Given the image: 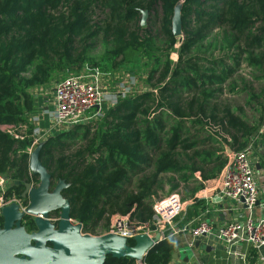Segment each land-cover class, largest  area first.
Listing matches in <instances>:
<instances>
[{"label":"trees","instance_id":"trees-1","mask_svg":"<svg viewBox=\"0 0 264 264\" xmlns=\"http://www.w3.org/2000/svg\"><path fill=\"white\" fill-rule=\"evenodd\" d=\"M178 5L180 38L173 34ZM159 7L160 30L141 27L142 12ZM98 8L106 17L94 23ZM138 56L153 64L149 89L40 144L42 165L54 185L68 186L62 195L86 234L115 215L151 223L160 192L194 199L224 174L227 147L246 149L264 127V0H0V175L9 181L0 197L28 206L26 185L40 183L30 170L32 90L56 73ZM240 95L245 104L231 105ZM23 225L36 230L31 217ZM176 249L169 236L141 262L109 257L105 264H170Z\"/></svg>","mask_w":264,"mask_h":264},{"label":"built area","instance_id":"built-area-1","mask_svg":"<svg viewBox=\"0 0 264 264\" xmlns=\"http://www.w3.org/2000/svg\"><path fill=\"white\" fill-rule=\"evenodd\" d=\"M119 99L117 95L104 89V74L99 69L87 68L82 73L57 83L54 106L49 111L48 132L64 133L80 124L89 123L90 114H100L105 103L114 106ZM37 144L35 142L34 146L39 145ZM254 148L251 144L246 149L231 154L229 164L224 171L221 190L224 197L244 208L248 216L241 214L235 222L220 226L218 229L208 221L201 220L189 230L194 239L204 235H216L227 247L245 243L257 251L256 263L264 264V215L257 217L254 213L260 202ZM5 189V178L0 175V194L4 193ZM12 203L19 204L22 210L27 208L22 201H5L0 197V217L3 208ZM183 211L181 196L174 193L154 201L151 223L140 224L130 216L115 215L112 217L113 224L109 233L128 240H133L135 236L141 234L151 238L158 235L159 241H162L175 235L174 223Z\"/></svg>","mask_w":264,"mask_h":264},{"label":"water","instance_id":"water-1","mask_svg":"<svg viewBox=\"0 0 264 264\" xmlns=\"http://www.w3.org/2000/svg\"><path fill=\"white\" fill-rule=\"evenodd\" d=\"M142 13L141 25L145 26L148 12ZM173 34L182 37L180 5L173 18ZM42 146L37 147L30 157L31 173L39 177L40 183L26 185L23 198L29 201L27 208L22 210L19 204L12 203L2 210L0 264H105L109 257L143 261L158 244L159 236L137 235L133 239L135 245L130 246V240L111 233L101 237L86 234L83 226L71 219V203L62 195L68 186L64 182L54 185L42 165ZM226 151L228 155L232 154L229 147ZM256 170H262L260 161L256 163ZM57 212L60 218L54 222L50 216ZM27 216L34 219L36 230L33 232H28L23 225ZM176 258L174 254L173 259Z\"/></svg>","mask_w":264,"mask_h":264},{"label":"crops","instance_id":"crops-1","mask_svg":"<svg viewBox=\"0 0 264 264\" xmlns=\"http://www.w3.org/2000/svg\"><path fill=\"white\" fill-rule=\"evenodd\" d=\"M52 91V104L43 108L45 111L53 109L55 88ZM35 99H41L40 94H37ZM36 106L32 118L39 117L37 116L39 114H36L40 111L38 101ZM42 123L41 126L45 127L46 124ZM263 131L261 129L253 138L252 144L255 148L259 147L258 151L262 149L264 144V136H261L264 134ZM254 157L256 163L260 161L256 153ZM257 172L256 179L260 190V202L254 213L257 217H260L264 215V168ZM223 175L217 180L208 182L205 190L197 193L194 199L184 201V211L174 223L176 233L173 237L177 242L175 251L177 258L172 259L170 264H257L256 256L258 253L247 244L242 243L227 247L216 235L194 239L189 230L201 220L208 221L215 229H218L220 226L235 222L241 214L245 217L248 216L244 208L237 206L233 201L222 195Z\"/></svg>","mask_w":264,"mask_h":264},{"label":"rangeland","instance_id":"rangeland-1","mask_svg":"<svg viewBox=\"0 0 264 264\" xmlns=\"http://www.w3.org/2000/svg\"><path fill=\"white\" fill-rule=\"evenodd\" d=\"M105 17H106L105 11L101 8H98L93 14L92 20L94 23H99ZM161 18H162V12L159 7L157 10V13H153V14L148 13L145 26H141V23H142V18H141L140 26L143 28H149L154 33H156L158 32V30H160ZM178 48L179 46L175 47L171 53V61L173 64H175L178 60ZM152 66H153L152 62L148 61L142 56H138L130 64L120 65V60L107 61L103 63L101 67H99L98 69H100L101 72L104 74V89L111 94L117 95L121 99V98L130 97V96H135L139 93L144 92L146 89H149L146 83V76L149 70L152 68ZM87 68H92V66L90 64H87L85 65L84 69L78 73H69V71L65 73H56L54 74L53 79L50 82V84H48L45 87H38L32 90L31 93L34 95V99L36 98L37 94H40V97H41V99H38V100L35 99L36 102L38 101V105L40 104V111L39 113L36 112V114H39L37 115L39 117L32 118L33 116L30 115V113L28 114L26 113L27 114L26 120L28 122L30 121V123L33 125L34 132H35V142H37L39 145L43 144L46 141V139H48L51 135H57L56 134L57 132H52V133L48 132L49 127H50V121H49V111L50 110L45 111L43 109L45 107L51 106L52 104V101H53L52 89L56 87L58 82L68 77L78 75L82 73L83 71H85ZM245 100H246L245 95H240V96H236V97H232L228 99L231 105L237 106V107H242L245 104ZM110 106L112 105L107 102L103 105V109L100 114H95V113L90 114L89 115L91 119L90 122L101 119L102 115L106 113V111L109 109ZM42 122L46 124L45 127L41 126L43 125ZM4 128L9 130L8 129L9 127H4ZM263 128H262V131H263ZM258 148L259 147L254 148L255 149L254 153H256V156L258 155ZM36 149H37V146H34V148L31 149L30 153L32 154ZM6 183L9 184V181H7ZM159 194L160 195L157 196L158 198L156 197L157 199H161V198H165L169 196V194H166V192H160ZM178 194L181 196V199L183 201L182 192H179ZM183 206L185 207L184 201H183ZM58 220L59 218H56L54 222H57ZM104 224L105 225L99 228L94 234H90V235L101 237V236L108 234L113 224L112 217L107 223H104Z\"/></svg>","mask_w":264,"mask_h":264},{"label":"flooded vegetation","instance_id":"flooded-vegetation-1","mask_svg":"<svg viewBox=\"0 0 264 264\" xmlns=\"http://www.w3.org/2000/svg\"><path fill=\"white\" fill-rule=\"evenodd\" d=\"M28 202H29V201H28ZM57 214L59 215V217H57V216H58ZM27 217H28V216H27ZM27 217H26V218H27ZM50 217H51V219L53 218L52 220L54 221V220H56V218H60V213H59V212H57V213H53ZM26 218H25V219H26ZM31 218H32V217H31ZM1 227H2V226H0V228H1Z\"/></svg>","mask_w":264,"mask_h":264}]
</instances>
